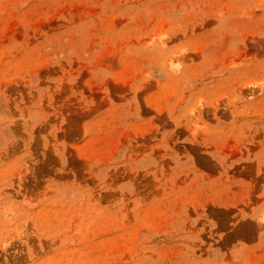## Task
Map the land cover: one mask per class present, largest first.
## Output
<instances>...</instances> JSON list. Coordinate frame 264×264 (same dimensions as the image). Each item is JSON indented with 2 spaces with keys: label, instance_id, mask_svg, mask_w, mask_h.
I'll list each match as a JSON object with an SVG mask.
<instances>
[{
  "label": "rangeland",
  "instance_id": "374dc122",
  "mask_svg": "<svg viewBox=\"0 0 264 264\" xmlns=\"http://www.w3.org/2000/svg\"><path fill=\"white\" fill-rule=\"evenodd\" d=\"M0 264H264V0H0Z\"/></svg>",
  "mask_w": 264,
  "mask_h": 264
}]
</instances>
